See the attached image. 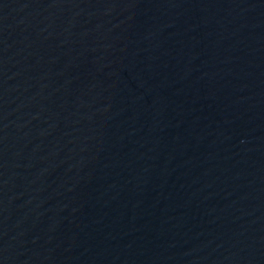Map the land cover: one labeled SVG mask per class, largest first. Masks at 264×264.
I'll list each match as a JSON object with an SVG mask.
<instances>
[{"label": "water", "instance_id": "water-1", "mask_svg": "<svg viewBox=\"0 0 264 264\" xmlns=\"http://www.w3.org/2000/svg\"><path fill=\"white\" fill-rule=\"evenodd\" d=\"M0 264H264V0H0Z\"/></svg>", "mask_w": 264, "mask_h": 264}]
</instances>
